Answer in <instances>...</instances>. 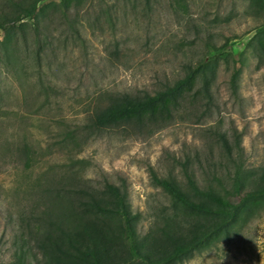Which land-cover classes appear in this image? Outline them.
<instances>
[{
    "label": "rangeland",
    "instance_id": "1",
    "mask_svg": "<svg viewBox=\"0 0 264 264\" xmlns=\"http://www.w3.org/2000/svg\"><path fill=\"white\" fill-rule=\"evenodd\" d=\"M79 5L71 16L74 29L55 20L40 41L30 31L11 62L0 64V264L37 262L18 216L35 198L39 175L50 168L64 173L72 166L96 186H119L141 234L161 210L172 208L152 172L184 184L186 163L201 186L218 188L213 174L229 183L236 165L245 172L264 170V52H257L255 37L264 29L260 0ZM193 68L191 94H198L173 120L140 132L88 128L106 95L153 94ZM236 68L233 94L229 83ZM210 73L208 100L199 87L201 74ZM177 264H264V210Z\"/></svg>",
    "mask_w": 264,
    "mask_h": 264
},
{
    "label": "trees",
    "instance_id": "2",
    "mask_svg": "<svg viewBox=\"0 0 264 264\" xmlns=\"http://www.w3.org/2000/svg\"><path fill=\"white\" fill-rule=\"evenodd\" d=\"M80 0H0V64H8L18 54L19 41L46 35L55 20L74 29ZM264 6V0H260ZM259 55L264 52V29L255 35ZM41 48L37 44L35 55ZM198 68L166 84L153 94L106 95L89 117L93 132L131 128L140 132L149 124L167 122L179 115L191 94ZM212 73L200 76L199 92L211 98ZM240 70L230 76V90L237 93ZM197 90V89H196ZM192 106V103H189ZM186 110L185 114H191ZM222 144L230 150L226 139ZM228 152V151H227ZM230 155V153H228ZM184 163L185 183L174 178L154 181L171 197V210L163 209L150 228L141 234L126 194L119 186L105 182L96 186L83 173L58 169L41 173L35 198L18 216L20 229L35 254V264H177L218 237L239 221L244 222L264 210V170L245 172L236 165L229 183L213 174L217 187L201 186ZM39 259V260H38Z\"/></svg>",
    "mask_w": 264,
    "mask_h": 264
}]
</instances>
